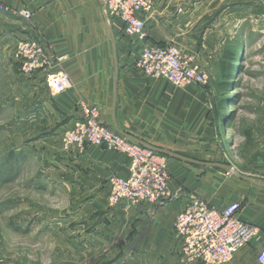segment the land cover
<instances>
[{"label": "crops", "instance_id": "0c3cea01", "mask_svg": "<svg viewBox=\"0 0 264 264\" xmlns=\"http://www.w3.org/2000/svg\"><path fill=\"white\" fill-rule=\"evenodd\" d=\"M222 1V10L214 13ZM229 1L153 0L151 14L138 15L145 20L147 44L175 46L209 75L206 86L180 89L136 69L142 43L123 35L116 23L107 25L102 0H0L12 11L0 12L7 43L3 52L10 55L17 42L27 40L38 41L46 51L47 65L31 76L23 75L17 63L21 87L31 89L26 98L32 108L21 124L30 123L28 134L35 137L30 144L48 161L46 179L72 202L68 212L75 216L72 220L78 219L86 241L95 239L96 248L111 254L109 260L97 257L96 264H195L184 260L173 230L191 195L220 210L238 203L240 219L257 234L229 264H264V133L242 170L226 164L215 140L223 106L218 108L234 88L225 75L219 81L212 78L211 63L222 41L234 39L227 29L230 18L244 14L236 21L241 24L250 19L252 7L249 0ZM21 9L32 12L31 22L13 13ZM213 13L207 26L204 19ZM223 63L229 60L217 64L220 72ZM59 70L69 76L72 87L52 96L46 78ZM253 95L256 103L264 104V81ZM85 106L95 107L101 124L131 140L231 170L163 155L170 176L167 198L155 204L123 201L111 206L108 178H127L130 160L103 147L79 151L61 146L64 134L83 118Z\"/></svg>", "mask_w": 264, "mask_h": 264}, {"label": "rangeland", "instance_id": "374dc122", "mask_svg": "<svg viewBox=\"0 0 264 264\" xmlns=\"http://www.w3.org/2000/svg\"><path fill=\"white\" fill-rule=\"evenodd\" d=\"M234 1L238 0L229 2ZM249 1L250 19L237 24L244 14L230 18L232 24L227 29L234 39L222 41L211 63L212 78L219 81L223 74L217 64L228 62L227 53H234L233 61L229 60L234 67L230 81L234 91L220 105L215 140L226 164L238 170L264 133V104L256 103L253 95L264 81V0ZM219 4L216 14L225 2ZM214 13L204 19L207 26ZM1 28L0 24V161L9 155L12 159L4 166L0 163V264H96L97 257L109 260L107 248H96L95 239L86 241L78 219L72 220L75 216L68 212L72 202L46 179L48 161L30 144L35 138L28 134L30 123L21 124L32 105L26 98L31 89L22 88L16 76L17 63L21 70L15 56L20 41L13 54H5L2 48L7 43Z\"/></svg>", "mask_w": 264, "mask_h": 264}, {"label": "built area", "instance_id": "2783aa9c", "mask_svg": "<svg viewBox=\"0 0 264 264\" xmlns=\"http://www.w3.org/2000/svg\"><path fill=\"white\" fill-rule=\"evenodd\" d=\"M102 2L107 25L116 23L123 35L142 43L135 67L145 76L163 79L180 89L208 84L207 72L177 47L150 45L145 42V20L138 15L146 16L150 13L151 0ZM0 12L12 11L0 3ZM13 13L26 22L32 21L33 14L27 9ZM261 24L264 25V15ZM15 56L25 76H31L48 63L45 49L34 40L20 41L16 46ZM46 86L50 94L56 96L70 89L72 83L69 76L59 70L47 76ZM83 109V118L64 134L62 148L68 150L73 147L83 151L88 147H103L109 152L125 156L131 162L127 178L114 175L108 178V204L116 206L123 201L130 205L155 204L167 198L170 176L166 158L101 124L95 107L85 106ZM239 212L240 206L236 202L220 210L191 195L173 223V230L182 243L180 252L184 260L195 264H229L238 250L257 234L254 226L240 219Z\"/></svg>", "mask_w": 264, "mask_h": 264}, {"label": "water", "instance_id": "95a60500", "mask_svg": "<svg viewBox=\"0 0 264 264\" xmlns=\"http://www.w3.org/2000/svg\"><path fill=\"white\" fill-rule=\"evenodd\" d=\"M132 141L135 142V143H137L138 145H140V146H142V147H144V148H146L148 150H151L153 152H156L158 154H162V155H165V156H171V157H174V158H177V159H181L183 161H187L189 163H193V164H197V165L218 168V169H221V170H224V171H227V172H229L231 170V167L230 166H227V165H222V164H217V163H202V162H197V161H194V160H191V159H187V158L181 157L179 155H175L173 153H170V152H167V151H164V150H161V149H157V148L148 146V145L143 144L141 142H137V141H134V140H132Z\"/></svg>", "mask_w": 264, "mask_h": 264}, {"label": "trees", "instance_id": "16d2710c", "mask_svg": "<svg viewBox=\"0 0 264 264\" xmlns=\"http://www.w3.org/2000/svg\"><path fill=\"white\" fill-rule=\"evenodd\" d=\"M233 54L234 53H231V55H229V57L227 59H229L230 61H233V58H234ZM221 70H222L221 71L222 74L225 75V78H226L228 86H231L230 81H231L232 74L234 72V67L231 64H229V63L228 64H224L223 63L221 65ZM218 109H220V107ZM11 159H12V155H9L3 160V162L0 161V163L4 166ZM0 175H1V173H0ZM2 175H3V173H2Z\"/></svg>", "mask_w": 264, "mask_h": 264}]
</instances>
